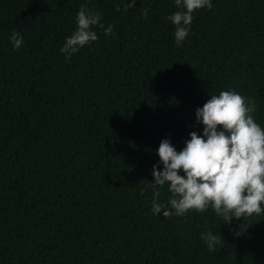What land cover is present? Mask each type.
Instances as JSON below:
<instances>
[{
    "label": "trees",
    "instance_id": "trees-1",
    "mask_svg": "<svg viewBox=\"0 0 264 264\" xmlns=\"http://www.w3.org/2000/svg\"><path fill=\"white\" fill-rule=\"evenodd\" d=\"M128 2L0 0V264H264V214L166 218L151 186L162 140L203 136L211 95L251 97L264 128V0H211L179 46L175 0ZM82 6L113 34L93 26L66 59Z\"/></svg>",
    "mask_w": 264,
    "mask_h": 264
},
{
    "label": "clouds",
    "instance_id": "clouds-1",
    "mask_svg": "<svg viewBox=\"0 0 264 264\" xmlns=\"http://www.w3.org/2000/svg\"><path fill=\"white\" fill-rule=\"evenodd\" d=\"M135 5V0L127 7ZM176 11L168 17L175 25V41L179 46L189 35L196 10H211V0H175ZM119 10V9H117ZM143 15L147 16V10ZM102 14L82 6L76 17L77 28L66 38L61 52L70 59L85 45L98 39L92 30L99 25L105 34H113L114 25L104 27ZM10 40L14 49L23 44L22 35L13 31ZM256 102L235 91L211 95L202 108L196 110L198 123L204 126L203 136L195 131L182 151H177L168 139L162 140L158 155L163 170L153 167L152 211L168 218L184 216L190 210L204 212L211 207L225 223L233 218H249L264 214V128L254 119ZM222 129V130H221ZM183 171L184 175H181ZM168 185L171 193L167 203L159 202V188ZM209 252H214L223 239L211 231L201 234Z\"/></svg>",
    "mask_w": 264,
    "mask_h": 264
}]
</instances>
